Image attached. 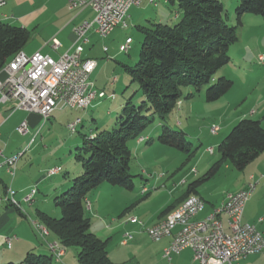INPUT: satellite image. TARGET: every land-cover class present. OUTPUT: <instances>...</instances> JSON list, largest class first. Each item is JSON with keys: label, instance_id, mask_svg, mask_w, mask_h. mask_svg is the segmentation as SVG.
I'll return each instance as SVG.
<instances>
[{"label": "crops", "instance_id": "1", "mask_svg": "<svg viewBox=\"0 0 264 264\" xmlns=\"http://www.w3.org/2000/svg\"><path fill=\"white\" fill-rule=\"evenodd\" d=\"M219 1L225 8L226 21L228 24L234 25L233 21H235V18H231L229 11L235 8L237 0ZM167 2V0H157L155 3H150L149 0H141L139 6H131L128 9L126 19L127 25L125 28L116 26L104 38L100 37L99 34L93 30L86 33L88 41L83 44L81 57L94 59L96 61L91 76L94 75L95 79L104 81L102 86H96L95 84L96 89L105 91L109 87L113 88L115 82H117L116 77L110 78L109 69H112L115 73L116 69L108 59L112 58V60L115 61V66L118 64L122 68L123 65L130 64L131 60L134 59L133 56L129 55L133 40L130 43L129 50L126 52V55L129 57L128 59L124 57L122 53L118 52L119 49L115 50L113 46L108 48L106 41L109 38L114 39L115 37H119L118 39H120V42L117 46H120L126 38H131L127 35L126 31L129 27L135 26L145 28L149 27L153 22L173 24L179 19L178 12H175L174 16L170 17L164 10L162 11L158 8L159 4L165 6ZM94 16L95 12L89 6L82 9L75 8L70 10L68 8V0H7L6 3L0 7V21L24 27L29 31L28 41L22 48L23 52L31 54L39 51L53 59H58L64 53L73 50L80 42L73 31L74 27L85 21H92ZM229 19L232 21L229 22ZM241 21L242 24L238 27V40L233 43L237 45H235V49L234 47L233 49L231 48L233 44L230 45L228 53L230 57H238L241 63H246L248 56L250 57L246 50L253 47L259 51V49L264 47V19L259 15L246 13L242 16ZM245 32L246 34L250 32V34L247 35L244 43L241 36L244 35ZM54 41L58 43L56 48L52 46ZM135 49L136 48L132 49V53H135ZM238 51L240 52L239 56ZM102 56L106 57V60L100 64V58H102ZM222 68L217 71L215 77L226 75ZM3 76L4 72L0 69V78ZM224 77L227 78V76ZM192 90L191 87H185L182 90V94L186 92V95H188ZM201 92L202 90L198 92V96ZM229 96H231V93L228 91L218 100L214 101L219 102V109H223V112L221 111L219 113L218 121L215 120L211 122V125H217L219 127L217 133H211L209 128L206 134L202 130L194 135L191 130L188 129L186 124L188 121L185 117L193 111L194 104L190 102L191 100L180 103L178 108H175L176 118L179 117V114L182 115V117H179L180 119L175 122L178 126V130H181L185 134L188 141L191 142L192 138H194L197 142V149L194 155L187 160L185 157V160H183L179 167H176V164L173 162L169 164L167 161L168 159H159L155 156L150 163L154 172H151L148 168H142L139 176L144 180H133L132 188L127 189L121 186H112L107 183L111 186L108 187L111 188L109 189L110 191L113 192L117 190L116 192L123 193L124 200L120 206H118V210H124L120 214L121 216L118 220L112 218L108 224H102L103 220L102 222L100 221L101 225L98 227L101 226V232L103 234H96V229H91V223L90 230L98 235L99 238L106 240L107 255L114 263L194 264L192 251L188 248L173 254L168 261L163 255V250L171 242L172 236L169 235L160 240L153 241L149 238L146 228L160 220L168 218V213L162 214V211L168 206H176L182 202L181 200L187 185L192 182L194 178H198L201 173L204 174L210 165L218 159V157L212 156L215 147H217L221 139L230 131L233 125L242 118L256 115L257 111L253 109L249 110V112H243L234 117L227 118L225 116L227 109L226 105H228L226 100H228ZM99 101V99H95L90 108L95 109L99 106ZM56 111H59V114L61 112L62 114L65 113V109H57L54 110L47 119L53 116L55 117L54 113ZM78 112L79 110L77 113ZM77 113L76 117H73L74 114L71 115V113H66L64 115V117H66V126L68 123L80 119V122L76 126V132L77 128L83 125V119L80 118V113ZM94 119L95 117L92 116V121H94ZM258 120H260L264 128V116L262 118L259 117ZM22 121H26L28 126V131L24 134H20L16 130V127ZM46 121L47 120L43 121L42 117L36 113L22 109L13 110L11 109L10 103L0 104V149L3 150L4 155L10 156L22 151L28 146L31 138L35 136L31 146L26 150V153H29V157L25 159L24 155L26 153L24 152L25 154H22L20 157L21 162H16V169L13 176H11L4 167L0 168V197L5 196L6 190L9 187L14 190L11 200V204H13L14 207L5 201L0 203V264L6 262L18 264L24 259L28 252L52 255L47 247V243L56 242L57 240L55 235L51 232L44 237L40 236L38 230L34 226L38 211L48 214V210L44 206V203H47V199H42L40 197L41 194L38 193L40 191L38 187L44 181L56 177L59 172L58 168L56 169L55 166L47 168V166H42L40 163L35 164L34 158H32L33 156L30 155L31 153L37 152L40 148H42V150L45 149V147H41V142L43 141L41 129ZM161 126L162 125L158 124L160 130ZM102 129H105L104 126H102ZM157 129L156 131L159 132ZM150 137L151 136L147 133L140 135L135 139L131 147L135 149L137 154L142 155H147L151 150L157 153L167 150L166 148H172ZM201 148H203L202 151H200ZM210 148L212 152H209ZM51 168L56 169V172L51 176H46V170ZM170 169L173 170L170 171ZM73 171L74 173H79L82 171V168L81 166L74 167ZM133 175L136 176V174ZM250 176H253V178L258 181V186L263 183L264 151L241 171L232 168L229 164H224L216 175L199 186L194 195L201 198L204 205L193 219H203L221 204L228 193H233L245 188L250 180ZM231 183V186L235 187L232 190L227 187V184L230 186ZM65 185L69 184H64L63 181L60 182L55 178L49 185L45 184L44 194L45 196L52 195L55 197L62 192L64 187H67ZM31 187H35L37 191L33 202L28 204L22 201V197ZM143 187L147 189V192H141ZM124 190H127L128 193H125L126 191L124 192ZM254 192H256V187L244 205L241 221L254 224L258 230L264 233V192L263 190H259L257 193ZM93 197L94 199L91 200L87 195L86 199L89 202L87 208L92 211L93 214L95 213L94 215H97L96 209L99 208L100 203L98 204L96 195ZM51 213L55 214L56 210L52 209ZM132 217H135L137 221L130 220ZM221 218L226 227V216L222 214ZM260 218L261 220H259ZM125 232H129L132 238L126 244H122L121 239ZM174 232L175 229L173 233ZM13 236L15 238L11 239L10 245H8L7 238ZM52 258H54V256ZM55 260L56 264H79L75 259V253H71L68 248L64 251L63 256ZM233 264H264V251L248 255L245 258L235 261Z\"/></svg>", "mask_w": 264, "mask_h": 264}, {"label": "trees", "instance_id": "2", "mask_svg": "<svg viewBox=\"0 0 264 264\" xmlns=\"http://www.w3.org/2000/svg\"><path fill=\"white\" fill-rule=\"evenodd\" d=\"M234 11L236 24L230 25L219 0H177L179 19L176 22H153L141 28L144 36L138 59L133 66L123 65V68L129 82L137 84L143 100L135 105L131 97L127 99L117 116V127L82 134V144L75 153L82 172L54 198L60 216L53 217L42 211L36 214V222L46 227L48 234H54L56 242L66 248H78L79 264H116L107 255L106 240L90 230L85 200L88 192L101 182L132 188L135 176L130 173L131 152L127 139L138 138V131L155 117L164 120L179 104L185 87L195 92L204 89L207 102L218 100L232 87L230 79L215 75L230 61L229 47L238 40L242 16L249 13L264 19V0H237ZM28 38L26 28L0 21V69L22 50ZM191 96L190 93L186 98ZM155 140L182 151L186 160L197 149L192 148L181 130L164 125ZM263 151L264 128L260 120L240 119L217 145L218 159L187 185L182 200L196 194L197 188L216 175L224 164L241 171ZM176 206H168L162 214ZM53 256L28 252L18 264H53Z\"/></svg>", "mask_w": 264, "mask_h": 264}, {"label": "built area", "instance_id": "3", "mask_svg": "<svg viewBox=\"0 0 264 264\" xmlns=\"http://www.w3.org/2000/svg\"><path fill=\"white\" fill-rule=\"evenodd\" d=\"M6 1L0 0V7ZM156 1L149 0L150 3ZM140 3L141 0H68L70 10L89 6L95 12L92 21H85L74 27L73 31L80 42L71 52L64 53L58 59H53L39 51L31 54L22 52L13 55L8 66L4 68V76L0 78V104L10 103L13 110L22 109L36 113L42 117L43 121L57 109L85 110L89 108L90 103L98 98L99 94L105 92L96 89L90 78L96 61L81 57L83 44L88 41L86 33L93 30L104 38L116 26L125 28L128 9L131 6H139ZM131 41H124L119 46V51L126 53L130 48ZM57 45L56 41L52 43L54 48ZM258 62L264 63L263 55H259ZM78 93H86V100H82L80 107H72L71 97ZM79 122L80 119H77L68 123L69 132L74 123ZM218 129L217 125L210 127L211 133ZM16 130L20 134L26 133L28 131L27 122L22 121ZM26 150L14 154V161L7 171L11 176L15 173L17 160ZM209 152H212L211 148ZM3 158V150L0 149V160ZM54 171L55 169L46 170V176L53 175ZM257 184L258 181L250 176L247 186L237 192L228 193L224 201L211 214L204 217L203 224H195L190 227V230L172 234V241L163 250L164 257L169 261L173 254L188 248L192 251L194 264H233L248 255L259 253V248H264V233L258 230L254 224L241 221L244 205ZM36 191L35 187H31L22 197V201L31 204ZM13 192L14 190L9 187L5 196L0 197V203L5 201L13 206L11 204ZM141 192L145 193L147 189L143 187ZM85 201L88 207L89 202L87 199ZM203 205L202 200L200 205L175 218L172 226H176V224L182 223L183 219L198 213ZM222 214L226 216V227L221 218ZM133 221H137V219L134 218ZM35 227L40 236H46L38 226ZM151 227L159 226L153 224L147 227L146 231ZM167 232H170V227ZM13 238L15 237L7 238L8 245ZM131 238L132 235L125 232L122 235L121 243L126 244ZM47 247L58 258L64 255L53 242L47 243Z\"/></svg>", "mask_w": 264, "mask_h": 264}, {"label": "rangeland", "instance_id": "4", "mask_svg": "<svg viewBox=\"0 0 264 264\" xmlns=\"http://www.w3.org/2000/svg\"><path fill=\"white\" fill-rule=\"evenodd\" d=\"M167 1L168 2L165 6L159 4L158 8L162 11L164 10L166 14H169L170 17L171 16L173 17L175 12H177V0H173V1L167 0ZM234 10L235 8L229 11L231 18L233 17L235 18ZM231 21L232 20L229 19V22ZM233 22H234L233 24L235 25L236 20ZM126 31H127V35H129L133 40L129 55L133 56L134 58L133 60H131L130 64L127 65L133 66L138 59L139 49L144 34L141 28L135 26L127 28ZM238 32H239V28L237 29V33ZM249 34L250 32L248 34H246L245 32L244 35L241 36L243 38L244 43L247 35ZM118 38L119 37H115L114 39L109 38L106 41V45L108 46V48H111V46H113L115 50H118L119 46L117 45L120 42V39ZM235 45L237 44H233L231 48L233 49L234 47L235 49L236 47ZM263 46H264V42H263ZM134 48H136L135 53H132V49ZM246 51L250 55V57L248 56V60L246 61V63H241L238 57L235 58L230 57V61L222 68L223 71L226 73V75L224 76H227V78H229L233 82L232 87L228 90L231 93V96H229L228 100H226L228 105H226L227 109L225 116L227 118H231L234 117L235 115H239L243 112H249V110L255 109L257 111L256 115L255 116L251 115L248 118L258 120L259 117L262 118L264 116V65L263 63H259L257 61V58H259L260 54L264 56V47L259 49V51L258 49H254L253 47L249 48ZM118 52L120 51L118 50ZM120 53H122V55L127 59L129 58L125 52H120ZM239 54L240 52L238 51V56ZM105 60L106 57L102 56V58H100V64ZM108 60L111 61V64H113L116 69V73L115 71H112V69H109V75L111 76L110 78L112 79L113 77H116L117 82H115V86L113 88L109 87L104 92L106 94L108 93L107 95L113 93L114 98L108 99V96L105 94V96L102 98H96L99 99L100 101H99V106H97L95 109L89 107L86 110H79L78 113H80V118L83 119V125L79 126L77 128V132L74 134L70 133L69 130L67 129L65 122L66 117H64V115L66 113H71V115L74 114L73 117H76V113L78 110L70 112L69 109H65L64 111L65 113L63 114L62 112L59 114L58 113L59 111H56L54 113L55 117L53 116L47 119L46 123L41 129V137L43 139V141L41 142V147H45V149L42 150V148H40L37 152L30 154L33 156L32 158H34L35 164L40 163L42 166H47V168L55 166L59 170L56 177H52L51 179L44 181L38 187L40 190L38 193L41 194L40 197L42 199H47L46 200L47 203L45 202L44 206L48 210V214L50 216L59 217L60 208L55 204L54 196L48 194H47L48 196H45L44 194L45 193L44 188L46 187L45 184L49 185L51 181L55 178L60 182L63 181L64 184H69V185H65L67 187H64V189L62 190L63 192L69 186H71L72 179L75 176L81 174L82 171L79 173H74L73 170L74 167H78L81 165V162H79L76 159L75 153H76V148L80 147L82 144V139H83L82 134L88 135L90 131L96 132L97 130L102 129V126H104L105 129H112L117 127L119 122L117 116L121 113V109L126 103L127 99L131 97V100L135 105H139L143 100L141 92L138 90L137 84L135 83L131 84L129 82V77L126 71L124 70V68H122L118 64L115 66V61L112 60V58ZM90 78L91 80H94L95 82L94 85L96 84V86H102L104 84V81H102L101 79H95L94 75L90 76ZM198 94L199 93L195 92L193 89L191 92L192 96L186 98V92H184L179 102L180 104L185 101L191 100L190 102L194 104L192 113L188 114L185 117L188 121L186 123L187 127L189 130H191L192 134L194 135L202 130L206 134L207 130L212 126L211 122L215 120L218 121L219 113L221 111L223 112V109H219V102L205 101L204 89H202V92L200 94L201 98L200 95L198 96ZM179 104L176 106L177 108ZM92 116L95 117L94 121H92ZM179 117L181 118L182 115L179 114ZM179 117L176 118L175 110H173L169 115H167L164 118V120H159L157 117H155L151 122L146 123L144 127L138 131V133L139 135L147 133L148 135L151 136L150 138L156 139L158 133L160 132V129L158 128V124L167 126L170 129H178V126L176 125L175 122L178 119H180ZM156 129L159 130V132H157ZM135 139L136 138L132 137L127 139L126 141V144L131 152L130 164H129L130 173L132 175L136 174L134 178V180L136 179L135 181H139L141 179L139 175H140V170L142 168L144 169L148 168V170L154 172L152 170L153 168H151L150 166V163L155 156L156 158L159 159L161 158L168 159L167 161L169 162V164H172L173 162L174 164H176L175 165L176 167H179L183 162V160H185L186 156L184 155V153L173 147L166 148L167 150L157 153L151 150L150 152L147 153V155L137 154L135 149L131 147ZM191 142H192V148L196 147L197 142L195 141L194 138H192ZM202 150L203 148L200 149V151ZM24 156L25 159H27L29 157V153L27 152ZM212 156L218 157L217 147H215L214 154ZM19 159L17 160V162H21V159L20 160ZM172 170L173 169H170V171ZM201 175L202 173L198 177H200ZM231 185L232 183L230 184V186L229 184H227V187L230 190L235 188L232 187ZM108 187L111 186H109L106 182H101L98 186L91 189L87 194L91 200H93L94 199L93 196L96 195L97 202L98 204L100 203L99 208L96 209L97 215H94L95 213L93 214V212L86 207L87 215L89 214L90 217L91 229L92 230L96 229V234L98 235L103 234L101 232L102 230L101 226L98 227L99 225H101L100 221L102 222L103 220L102 224L105 223L108 224L110 223V220L112 218L118 220L121 216L120 214L124 210V209L118 210V206H120V204L124 200L123 193L116 192L117 190H114L112 192L109 190L111 188ZM259 190H263L264 192V181L260 186H258V184L256 185V192L254 193H257ZM124 192L128 193L127 190H124ZM52 209L56 210L55 214L51 213ZM98 235L96 236L98 237ZM101 240H105V239H101ZM64 248L66 250V246H64ZM67 248L71 253L72 252L75 253V259H76V252L78 248L75 246L67 247ZM55 259H56L55 257L52 258L53 264H56Z\"/></svg>", "mask_w": 264, "mask_h": 264}, {"label": "bare ground", "instance_id": "5", "mask_svg": "<svg viewBox=\"0 0 264 264\" xmlns=\"http://www.w3.org/2000/svg\"><path fill=\"white\" fill-rule=\"evenodd\" d=\"M125 41H131V38H126ZM22 50H19L18 52H16L14 55L18 54V53H22ZM9 61L1 68V70L4 71V68L6 66H8ZM106 93H101L98 95V98H102L105 96ZM108 94V93H107ZM106 94V95H107ZM108 96L109 98H113L114 94L111 93ZM82 100H86V93H78V95H72L71 97V106L72 107H80ZM92 105V103H90V106ZM48 117H45L44 120H47ZM78 123H74V126H72L70 128V133H75L76 132V126ZM218 131H213V133H217ZM35 136H33V138H31L28 146L25 149H28L29 146H31L32 142L34 141ZM14 161V154L7 156L4 155V158L2 160H0V168L4 167L6 171H8V168L11 166V163ZM49 170H54L53 168L49 169ZM56 172H53V174ZM143 190V189H142ZM13 197V193L11 195V200ZM224 201V200H223ZM222 201V202H223ZM202 202V199L199 198L198 196L192 194L187 196L184 200H182V202H180L176 207H174L173 209H171L168 212V218L160 220L159 222L155 223V226H159V227H151L148 229L147 234L150 237V239H152L153 241L155 239H162L161 237L163 236H169L172 234H178V233H183V230H190V227L194 226L195 224H203L204 218L200 219V220H194L193 218L195 217V215L197 213H194L193 216H190L189 218H185L182 220V223L180 224H176V226H172L173 225V221L175 220V218L182 216L186 213L189 212V209H193V207L200 205ZM211 214V213H210ZM135 217L131 218L130 220H133ZM34 226H38L39 229L41 231L44 232V234H48V229L46 227H44L43 225L34 222ZM170 227V232L168 231V228ZM175 229V232L173 233ZM172 241V240H171ZM54 244L57 245V248L61 251V253H64V246H62L60 243L57 242H53ZM264 248H259V252H263ZM50 252L53 254V251L50 250ZM56 258L57 255L53 254ZM59 259V258H58Z\"/></svg>", "mask_w": 264, "mask_h": 264}]
</instances>
